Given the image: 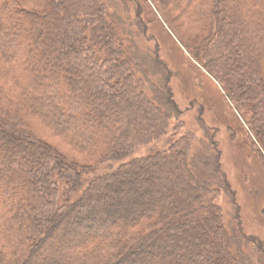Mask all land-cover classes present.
Listing matches in <instances>:
<instances>
[{"label":"trees","instance_id":"16d2710c","mask_svg":"<svg viewBox=\"0 0 264 264\" xmlns=\"http://www.w3.org/2000/svg\"><path fill=\"white\" fill-rule=\"evenodd\" d=\"M172 9L211 29L201 47L175 41L240 118L264 172V0H0V264H264L216 134H170L182 114L174 72L159 41L141 47L165 40L152 28H169L158 13ZM36 119L79 155L121 164L77 197L87 168L40 139Z\"/></svg>","mask_w":264,"mask_h":264},{"label":"rangeland","instance_id":"374dc122","mask_svg":"<svg viewBox=\"0 0 264 264\" xmlns=\"http://www.w3.org/2000/svg\"><path fill=\"white\" fill-rule=\"evenodd\" d=\"M113 1L119 4L120 0ZM155 4L157 5V2ZM153 8L155 10V7ZM121 13L123 17H126L125 13ZM158 16L160 20H165L168 23L170 29L167 26L168 30L165 27L163 29L158 25L154 27L155 29L152 28V31L158 33V35L159 33L160 35L162 34L165 40L161 38L153 42L149 41L145 45L142 44L141 48L144 51H146L144 49L146 47H148L147 49H154L159 41L160 57L166 61L174 72L170 89L182 114L180 120H177V118L171 119L170 125L172 130H170V134H173L174 127L179 124L182 125L180 133L188 130L194 131L198 140H205V131H211L216 134V141L222 153L220 160L221 168L229 182L233 201L237 205L236 207L239 208L244 232L250 237H258L264 241V172L258 154L252 147L250 134L247 132L240 118L230 108L217 85L210 78H206L205 72L199 68L200 65L193 60L194 58L186 50L184 51V49L180 48L179 44L181 42L178 44L175 41L176 39L191 43L193 46L201 47L202 41L206 40L211 29L206 27L204 30L187 24L175 9L165 13L162 12V16L158 13ZM129 18L134 21V17L130 16ZM209 20L208 25H213L214 16H211ZM117 26L119 27V25ZM196 34H199L196 36L197 41H193L192 37ZM204 62L205 57L202 58L200 63ZM194 74L203 78V84L201 86L198 85L199 87L196 89H193L196 82L188 80ZM231 81L239 82L241 81V77H232ZM216 83L218 84V82ZM218 85L221 88L220 84ZM33 125L35 133L40 139L54 146L81 168H87L82 171L84 183L82 188L76 192L77 197L79 196V192H84L89 187L86 183L87 179L91 180L99 175L102 177L111 176V173L115 172L121 164L119 162L106 163L100 156H81L66 141L52 134L49 128L39 119L34 120ZM154 144L138 146L127 159H130L132 156L134 158L145 156L148 154L150 148L155 146ZM198 145V142H196V146ZM218 202L225 209V212H231L232 206L225 193L221 194ZM63 223L61 228H67L70 225L68 220ZM82 224L84 225L86 222L83 221ZM60 234L61 232L56 230L50 239L55 241Z\"/></svg>","mask_w":264,"mask_h":264}]
</instances>
